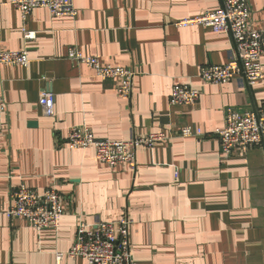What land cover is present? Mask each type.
<instances>
[{
  "label": "crops",
  "instance_id": "0c3cea01",
  "mask_svg": "<svg viewBox=\"0 0 264 264\" xmlns=\"http://www.w3.org/2000/svg\"><path fill=\"white\" fill-rule=\"evenodd\" d=\"M75 17L33 9L20 13L0 0V49L26 50V67L0 65V264H86L69 258L77 224L129 216L133 264H264V150L239 147L223 158L214 130L227 107L261 109L264 77L248 86L239 78L205 83L198 70L224 64L233 43L224 32L183 18L214 10L219 0H73ZM250 24L264 30V0H248ZM34 32L25 40L22 30ZM74 47L102 64L135 71L131 100L67 58ZM264 73V54L261 56ZM201 89L192 104L169 106L176 83ZM54 96V114L43 113L41 93ZM204 137L173 136L136 150L135 171L109 168L94 150L73 149L66 136L86 126L100 139L176 130L184 125ZM175 173L177 175H175ZM37 192L53 186L61 196L58 230H35L6 218L12 188ZM57 254H61L57 259Z\"/></svg>",
  "mask_w": 264,
  "mask_h": 264
},
{
  "label": "built area",
  "instance_id": "2783aa9c",
  "mask_svg": "<svg viewBox=\"0 0 264 264\" xmlns=\"http://www.w3.org/2000/svg\"><path fill=\"white\" fill-rule=\"evenodd\" d=\"M26 20L35 8L47 10L52 16L75 17L77 10L73 0H8ZM248 0H219V6L197 16L183 18L177 26L200 25L214 32L227 33L233 43V55L224 64H207L198 70V78L205 83L222 84L239 78L246 85L261 82L264 73L261 56L264 54V30L250 24ZM25 40L34 38V32L23 28ZM67 58L75 63L90 67L94 75L102 80H114L118 97L130 101L135 71L129 67L102 64L94 56H86L74 47L68 49ZM27 51L0 49V65L11 64L20 67L28 65ZM201 89L187 83L176 82L168 97L169 106L188 105L197 101ZM54 96L51 92L41 93L43 113L54 114ZM6 102L0 94V114L6 112ZM204 137L203 130L193 125H184L176 130L150 132L144 136L132 135L126 141H110L97 138L86 126H73L66 136V143L73 149L94 150V158L107 166H126L135 169L137 147H151L154 143L172 138ZM213 135L218 139L223 158L230 156L239 147L259 146L264 150V113L261 109H238L227 107L222 128ZM175 175H177L175 173ZM6 218H22L35 230H58L62 215L61 196L53 186L37 192L20 184L10 191V204L5 210ZM132 220L123 215L114 221L86 222L81 220L76 227L74 241L66 252L69 258H83L86 264H133L129 241ZM61 254H57L60 259Z\"/></svg>",
  "mask_w": 264,
  "mask_h": 264
},
{
  "label": "rangeland",
  "instance_id": "374dc122",
  "mask_svg": "<svg viewBox=\"0 0 264 264\" xmlns=\"http://www.w3.org/2000/svg\"><path fill=\"white\" fill-rule=\"evenodd\" d=\"M111 65V64H110ZM129 102V101H128ZM187 125V124H186ZM177 130V129H176ZM176 130H169V131H171V132H176ZM156 132H158V131H156ZM148 133H150V132H148ZM147 133H144V134H134V135H137V136H144V135H146ZM133 135V134H132ZM176 135V133L174 134V136ZM177 136V135H176ZM131 138V137H130ZM129 138V139H130ZM128 139V140H129ZM171 139V138H170ZM170 139H168V140H170ZM168 140H164V141H168ZM121 141H126V140H121ZM164 141H159V142H156V143H154L151 147H153L155 144H157V143H161V142H164ZM141 147H143V146H141ZM151 147H144V148H151ZM137 148H139V147H137ZM137 148H136V150H137ZM136 150H135V157H136ZM136 159V158H135ZM98 161V160H97ZM100 163H102V162H100ZM104 164V163H103ZM106 165V164H105ZM107 166V165H106ZM109 167V166H108ZM117 167H124V168H127V169H129L128 167H126V166H116V167H114V168H117ZM135 167H136V165H135ZM109 168H111V167H109ZM114 168H111V169H114ZM129 170H131V169H129ZM133 171H135V169L133 170Z\"/></svg>",
  "mask_w": 264,
  "mask_h": 264
}]
</instances>
